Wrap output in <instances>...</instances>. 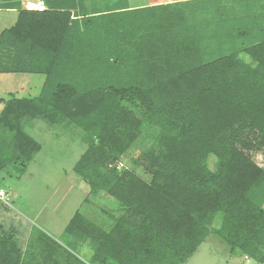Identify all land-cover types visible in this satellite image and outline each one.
I'll return each instance as SVG.
<instances>
[{
    "label": "trees",
    "instance_id": "obj_1",
    "mask_svg": "<svg viewBox=\"0 0 264 264\" xmlns=\"http://www.w3.org/2000/svg\"><path fill=\"white\" fill-rule=\"evenodd\" d=\"M24 1L0 0L18 14L0 32V73L45 78L37 96L4 101L0 173L19 178L34 160L42 144L27 126L41 120L81 133L72 171L119 205L110 229L77 209L65 245L99 264H183L212 235L264 264V169L252 159L264 147V0ZM143 122L151 145L118 169ZM18 233L0 225V264H82L36 226L24 246Z\"/></svg>",
    "mask_w": 264,
    "mask_h": 264
},
{
    "label": "rangeland",
    "instance_id": "obj_2",
    "mask_svg": "<svg viewBox=\"0 0 264 264\" xmlns=\"http://www.w3.org/2000/svg\"><path fill=\"white\" fill-rule=\"evenodd\" d=\"M17 15L16 10H0V32L12 26ZM240 57L249 61L244 53ZM44 78L39 73H0V111L4 101L11 96H37ZM141 129L142 135L128 150V155L116 163L118 169L130 167L131 157L151 145L153 128L143 122ZM27 131L42 144V148L19 178L0 173V225L16 226L20 231L17 238L21 246L25 245L32 226L65 245L64 227L77 209L88 213L93 221L105 229H110L111 217L118 214V203L104 191L97 196L88 194L86 184L72 171L84 148L80 142L81 133L74 129L50 127L41 120L32 121ZM252 159L264 169V147L255 151ZM137 172L141 173V169L138 168ZM218 222L215 221L213 225L216 226ZM65 246L82 264H99L90 260L87 246ZM183 264L256 263L249 258L230 255L222 241L208 235Z\"/></svg>",
    "mask_w": 264,
    "mask_h": 264
},
{
    "label": "crops",
    "instance_id": "obj_3",
    "mask_svg": "<svg viewBox=\"0 0 264 264\" xmlns=\"http://www.w3.org/2000/svg\"><path fill=\"white\" fill-rule=\"evenodd\" d=\"M110 1L109 0H83V3L84 5L89 6V7H100V6H105ZM169 1L172 2L176 0H169ZM126 2H127V6L132 8V7H141L145 5H156V4L164 3L165 0H126ZM76 3L78 5H81V3L78 2V0H76Z\"/></svg>",
    "mask_w": 264,
    "mask_h": 264
},
{
    "label": "built area",
    "instance_id": "obj_4",
    "mask_svg": "<svg viewBox=\"0 0 264 264\" xmlns=\"http://www.w3.org/2000/svg\"><path fill=\"white\" fill-rule=\"evenodd\" d=\"M24 9L27 10H37V11H43L45 9V6L41 2H34L32 0H25L23 2ZM2 195L0 194V197Z\"/></svg>",
    "mask_w": 264,
    "mask_h": 264
}]
</instances>
